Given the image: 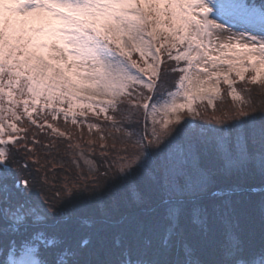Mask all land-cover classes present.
<instances>
[{
  "label": "snow or ice",
  "instance_id": "snow-or-ice-1",
  "mask_svg": "<svg viewBox=\"0 0 264 264\" xmlns=\"http://www.w3.org/2000/svg\"><path fill=\"white\" fill-rule=\"evenodd\" d=\"M233 75L264 86V0H0V264H264L222 198L249 173L264 178V104L191 116L221 81L231 96ZM60 116L121 132L88 175L50 178L60 145L32 147L33 127L64 137L48 122Z\"/></svg>",
  "mask_w": 264,
  "mask_h": 264
},
{
  "label": "trees",
  "instance_id": "trees-1",
  "mask_svg": "<svg viewBox=\"0 0 264 264\" xmlns=\"http://www.w3.org/2000/svg\"><path fill=\"white\" fill-rule=\"evenodd\" d=\"M258 2V0H257ZM137 55L133 56V59H136ZM165 64L163 67L169 71V76L166 78L169 83L173 81V76L171 75V68L169 65L174 66V62L168 61L165 57ZM235 92L232 93V96H237L241 98L240 101L233 99L229 95V89L227 85L222 86L221 94L217 98L213 99L212 104L200 101H194L195 112L193 119L196 120H208L211 117H225L234 114L242 105H244V110L247 111V105L252 103L254 108H259L264 104V86L252 85L244 81L234 80ZM173 90V89H171ZM202 102V103H201ZM254 102V103H253ZM231 105L227 111L226 107ZM199 113L197 116L196 113ZM112 114L111 112L109 113ZM90 121H94V117H89ZM119 120V117H117ZM44 121L41 120L40 123ZM48 122L53 124V127L58 129L60 132H63L64 137L57 136L56 133H53L51 129H46L44 133H41L37 128L33 127L29 132V139H36L39 141V144L32 145V147L39 152L41 156L47 155V148H41L39 145L43 144L46 146L57 145L60 146L52 149V154L55 155L58 153V156L53 161V164L60 168L63 167L62 171L53 172L51 175H58L63 178L65 175L70 177H77L81 173L88 175V169L95 168L101 161L98 159L101 149L99 148L100 144H107L111 146L113 139L118 138L121 135V132L117 129L104 124L103 116L100 117L101 130L99 132L96 129L89 131L87 123L82 125H75L72 121L65 120L63 116H60L56 121H52L51 118H48ZM127 123V121L125 122ZM20 128H29L30 125L27 122H21L18 124ZM33 133L35 135L33 136ZM111 133L112 135H109ZM105 135V140H100V135ZM47 136V138H45ZM89 141L95 142V148L90 149L87 147ZM23 143V142H22ZM69 143L75 148L76 145H79V149L73 151H65L68 148ZM123 146L122 143H117V147ZM131 147V145H129ZM83 152V155H81ZM63 157V159H61ZM78 157V161L76 160ZM25 159H33L32 157H25ZM41 163H44L41 160ZM15 167V163H13ZM30 167L33 169L35 165L30 164ZM62 182V179H61ZM232 185L227 186L231 188ZM235 187L239 190L231 191L230 195H225L223 199H231L238 210L240 215V229L239 238L246 246H252L259 248L264 244V178L260 176L258 172H252L245 175L241 180L236 182ZM226 188V191H227ZM255 189V191H253ZM114 193L120 195L121 197H126L130 202H134L133 192L125 186H116L113 190ZM136 193L138 195L143 194V185L138 184L136 187ZM80 213L82 217L88 218L92 214L93 205L77 203L73 205ZM94 230L88 226H82L80 232L82 235L87 236L90 232Z\"/></svg>",
  "mask_w": 264,
  "mask_h": 264
},
{
  "label": "rangeland",
  "instance_id": "rangeland-1",
  "mask_svg": "<svg viewBox=\"0 0 264 264\" xmlns=\"http://www.w3.org/2000/svg\"><path fill=\"white\" fill-rule=\"evenodd\" d=\"M136 59L138 60L139 57L137 56ZM141 66H144L143 63H141ZM232 79L235 80L236 77L233 75ZM224 85H225V84L223 83V81H221V83H220V85H219L220 90H221L222 86H224ZM172 91H175V89H173ZM220 94H221V91H220L218 94H216V95L212 98V101H213V99L217 98L218 95H220ZM231 97L233 98L232 95H231ZM236 97H237V98H236L235 100H238V101L241 100V98L239 97V95H237ZM194 101H197V103H200V101H204V102H207V103H208V99H207V98L196 99V100H194ZM194 101L191 102V106H192V108L194 109V111L191 113L192 118H193V116H194L193 114H194V112H195V104H196ZM176 102H177V103H185V104H186L185 109L182 110V116H188V115H189V111H188V107H187L188 101H185V100H183V99H177ZM201 103H202V102H201ZM230 107H231V105H228V106L226 107V108H227L226 110L228 111Z\"/></svg>",
  "mask_w": 264,
  "mask_h": 264
}]
</instances>
